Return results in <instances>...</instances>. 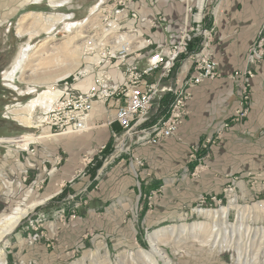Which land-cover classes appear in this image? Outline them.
<instances>
[{
    "label": "rangeland",
    "instance_id": "obj_1",
    "mask_svg": "<svg viewBox=\"0 0 264 264\" xmlns=\"http://www.w3.org/2000/svg\"><path fill=\"white\" fill-rule=\"evenodd\" d=\"M99 1L101 0H98V3H100ZM96 2L97 0H72L57 6H52L48 3V0H42L41 2H37L36 0H0V50L3 51V53L0 54V143L17 146L18 150L22 147L27 149L25 148L27 144L36 141L35 136L39 133L36 128L42 127L40 124L41 120L44 114L49 110L45 111L40 107H36L32 113L33 115H31L32 121L29 126L23 125L20 121L15 119V115L9 113V110L15 107H23L29 104L31 100L37 98L41 92L47 91V87L40 85L38 82H33L30 85L22 82L21 73H18L12 82L4 78V72L10 70L18 51L29 39L27 33L21 37L17 35L19 19L24 14L33 12L41 13L45 17H51L52 15L57 17L60 16L64 19H66V17H71V19H68L69 23L85 22L89 16L90 8ZM105 2L106 0H104V3ZM104 3L99 6L100 9H102L101 6ZM111 4L112 2L108 5ZM207 5L211 8L212 0H208ZM100 17L101 15L93 16L92 18L95 19ZM100 19V21H96L98 23H89L84 29L90 28L91 34L93 32L95 33L100 28L103 30L102 18ZM61 28L62 25H58L57 29L51 34L47 35L45 33H40L34 35L30 40L31 45L34 47L48 37H53V40L49 41V43L61 41L67 35L61 32ZM95 35L98 36V34H94V36ZM89 37L87 36V39ZM188 51V53L193 52L190 51V49ZM188 57L189 56H182L178 60L168 79L176 76L184 62H188ZM81 63L80 61V64ZM77 71L78 70H76V72ZM72 75L73 74L70 76ZM156 77L157 76H155V78ZM56 83H54L53 86ZM9 84L14 87H11ZM85 84L84 81L80 82V85ZM29 89H32L30 94H21L22 91L27 93ZM238 97L237 95V98ZM156 104H158V102L154 104L152 109L154 114L150 116V119H163L166 115L163 117V113L157 110ZM237 106H239V98ZM149 124L151 123L149 122ZM214 127L212 132L200 134V138H198V135L193 134V139L191 141L185 142L183 136L179 134L177 139H170L169 142H165L167 145L164 147L167 148V151H161V153H159V158L165 157L167 160L156 162V167L163 168L162 166L171 165L170 163L172 162L176 164V166L168 173L163 171L160 173L156 172L161 178H172L171 184L174 186L178 185L179 189L175 191L177 194H171V196L165 193V186L163 185L165 181L157 180L154 183H148V180L152 176V165L150 162H147L133 153L132 147L134 145L131 146L130 152H121L116 158H113V160H108L107 165L104 166L105 169L103 172L98 170L100 169L99 167L104 164L103 155L100 157L95 155V150L102 142V137L100 136L103 130L102 128L93 130L82 136L69 138L71 140L60 138L61 136L69 135H61L59 138L56 137L57 139L54 138L57 140L56 142L64 148V153H59L61 156V163L57 168L61 167L71 156V153H67L68 149L66 148V143L71 141L74 144L75 154L71 156V159L77 158L76 164L78 167L74 171H67V174H65L64 171L61 174L51 171L53 165V162H51V164H43L41 176H38V178L35 176L31 177L30 174H28L27 176L29 177H27L26 174H20L18 170L11 171L12 161L10 158L4 160L0 155V163H4L1 167L2 173H0V189L2 191L0 193V202L3 203V207L6 210L5 212L9 213L12 207H15L21 202L25 193L29 190L31 191L30 199L32 200L38 201L51 194H55L57 198H55L56 204L53 207L48 204V207L45 208V206H42L45 204L44 202L32 211H29L28 216L23 218L19 226L7 237V244L0 245V258L3 259L6 264L7 261L8 264H10L8 258H6L9 254L6 252L12 251L10 244L13 246L16 242H22V244L18 245L13 251H20L22 254H27L38 242H42L47 251H52L58 243L59 232L62 229H69L72 223L77 220L78 210L82 206H85V215L86 211H89V209L94 210H91L89 214H92L95 220L100 222L98 223L100 226L96 227L94 225L92 229L87 230V232L83 234L82 241L77 242L73 246H65L62 253L66 255V258L57 260L55 264H147L144 262L140 263L137 258L136 261H132V263H130V260L129 263H126L124 258L132 253L136 254L137 252L140 254L141 250L150 251L151 247L148 238L154 230L162 227H172L174 225H188L200 221L210 224V218H206L198 213L200 209L216 210L224 206L233 205V203L241 207H246L252 206L255 201H264V197H262L264 194V128L251 131L250 134H241V136L237 135L236 138L233 137L234 140L239 141L240 145L230 148L228 138L231 132V126H229V130H224L222 133L218 131V125ZM113 129L118 131L119 134L122 133L116 125L113 126ZM28 133H30V135H28ZM46 137L48 140H51L48 135ZM111 144L112 143L108 145L105 151L107 155L112 153ZM180 146L185 148L183 149L185 153L178 151ZM218 148H221L222 152L220 153L223 154L225 158L229 151L228 153L231 155L232 153L236 155L244 154L246 158H243V161H245L243 163L235 162L232 164L225 163L212 166L210 162L213 151ZM0 153H4V151ZM182 154H184V157ZM83 155L92 158V163L85 167L83 170L84 174H81L80 172H82V170L79 169L84 168V165L80 162ZM125 156L130 158L128 160L129 162L124 158ZM132 157L142 160V166H137ZM121 159L126 161V163L123 164L129 172L133 176L135 175L133 180L127 179L125 176L121 175H115L113 178L109 177L105 179L106 169ZM29 164L30 163H28V166H30ZM141 172L143 173L142 177L140 176ZM89 174L93 176L88 178ZM206 174L212 178H209V180L202 179L201 177ZM229 176L239 178L238 180L240 182L237 185L238 188L236 189L234 197L226 198L224 189L227 186V177ZM33 181L35 182L32 183ZM102 182L103 185H101ZM208 186L211 188V191H208ZM101 187L105 190V202L98 205L94 203V207L91 205L88 207L89 203L87 200L81 198L101 191ZM180 189L182 193L178 195ZM240 189H242V192H240ZM249 189L260 190L257 194L259 198L255 200L245 199L242 194L245 190ZM204 191H206V193L210 192L212 195H205ZM233 198L234 202H230ZM169 201L173 204L171 205ZM66 203H73V205L69 209H66L65 206H61L58 210L56 209L57 206ZM60 211H63V218L61 221H58L55 219V216ZM115 212H117L120 217H118L117 220L115 218L112 219L114 221H109L107 225L105 218H107L109 213ZM1 213L2 212H0V214ZM261 215L262 214L259 212H256V214H254V212L250 213L245 224L252 229L262 228L264 230V215ZM50 220L51 222L49 223H51L53 227L50 226L51 224L47 223V221ZM236 220V211L230 209L227 222L229 224H235ZM35 221H41L44 225V227L40 228L38 231L39 233L42 232L43 235L38 242L29 244L28 238L33 234L30 223ZM51 229L55 230V235L52 234ZM27 233L30 234L27 236ZM218 234L220 237L223 236L221 227L219 228ZM173 241L177 242L178 238L176 237ZM172 242L164 243L159 246V249L169 261V264H252V259L250 257H253L255 254L258 255V258L261 257L258 264H264V262H262L264 261V243L253 246V242L248 241L252 246L248 247L245 245V247H243V249L245 248L243 250V261L238 263L237 254L234 250L219 249L213 251L209 245H201L199 241L191 238V236L182 238V241H179L180 243L178 244ZM257 246L260 251H257ZM253 248L255 249V254ZM160 257L161 255H154V259L158 264H165V259H161ZM122 258L124 260L120 262ZM142 260L145 261L144 258H141L140 261Z\"/></svg>",
    "mask_w": 264,
    "mask_h": 264
},
{
    "label": "built area",
    "instance_id": "obj_2",
    "mask_svg": "<svg viewBox=\"0 0 264 264\" xmlns=\"http://www.w3.org/2000/svg\"><path fill=\"white\" fill-rule=\"evenodd\" d=\"M182 1L184 17L177 32V41L169 44L164 39L153 49L155 43L141 27L150 33L163 26V18L159 15L150 18L140 16L129 7L132 0H106L100 14L104 34L94 45H88L79 70L52 87L56 97L40 123L52 130L48 135L51 140L61 135L87 134L99 127L109 128L112 143L109 157L113 159L121 152H130L132 145L158 147L178 138L181 126L190 114L192 91L206 81L223 77L212 54L213 30L202 27L208 0H202L201 4L200 0ZM196 38L200 40L197 50L188 53ZM182 56H189L188 62H184L171 83H163ZM246 63L245 69L235 70L226 76L239 88V106L231 119L232 124H239L250 110L251 81L255 77L253 68L264 64V20L256 40L248 47ZM154 75H157L156 79ZM81 81L86 84L80 85ZM164 96L170 97L166 116L149 124L154 104ZM101 108L104 119L98 118ZM92 117L93 122H90ZM114 125L122 131L121 134L113 129ZM229 126V122L221 123L218 131H227ZM30 145L25 147L27 149H19L34 154L35 150ZM107 147L99 146L95 155L102 156ZM60 157H54L51 171L56 172ZM132 159L137 166H142V160ZM80 162L84 168L79 170L84 174L83 170L92 163V158L83 155ZM227 178L224 195L226 198L234 197L239 178ZM230 202H234V198ZM255 204L264 215V201H255ZM62 218L63 211H60L55 219L61 221ZM50 226L53 227L52 224ZM42 227L41 221L30 223L33 234L28 238L29 244L42 237L43 233L38 232ZM51 231L55 235V230Z\"/></svg>",
    "mask_w": 264,
    "mask_h": 264
},
{
    "label": "crops",
    "instance_id": "obj_3",
    "mask_svg": "<svg viewBox=\"0 0 264 264\" xmlns=\"http://www.w3.org/2000/svg\"><path fill=\"white\" fill-rule=\"evenodd\" d=\"M129 7L140 16L150 18L155 15H159L163 18V26L161 28L157 27L154 30H151L150 33L146 31L144 26L141 27L145 34L151 37L155 43L153 49H156L160 44H162L164 39H167L169 44H174L177 41V32L183 23L184 17L185 6L182 0H132ZM263 20L264 0H212L211 8H205L202 27L213 30V41L211 44L212 54L214 60L218 63L219 70L223 77L222 79L206 81L192 91L193 97L189 106L190 114L179 131L185 142L191 141L193 139V134L198 135V138H200V134L212 132L215 125L219 126L222 122H229L231 132L229 134L228 144L230 148H233L240 145L239 141L234 140L233 137L236 138L237 135L241 136V134H250L251 131L264 128V64L257 65L253 68L255 78L252 81V86L250 88V112L248 117L239 124H232L230 120L238 107V87L236 83L230 82L226 78V76L233 71L243 70L247 67L246 58L248 47L256 40ZM198 45L193 43L192 50H197ZM2 53L3 51L0 50V54ZM129 61H132V59L130 58ZM155 76L157 75H154V79H156ZM172 79L173 78L163 80V83H171ZM156 107L157 110H159L160 102L156 104ZM153 114L154 111L150 114V116ZM165 115H163V117ZM98 118H105L103 108H101V111L98 112ZM159 120H161V118L157 120L150 119V123L152 124ZM90 122H93V117ZM36 129L37 132L39 131L38 135L35 136L36 141L34 143H30L32 144L30 145V148L35 150L34 154L21 152L20 149L18 150L17 146L0 144V152L4 151V153H0V155L4 158V160L10 158L12 161V163L10 162L12 164L11 171L18 170L22 175L26 174L27 176L30 174L31 177L35 176L38 178V176H41L43 164H51V162H54V157L60 156L59 153H64V148L56 142L57 140L47 139L46 136L52 132L50 128L37 127ZM102 129L100 133V136L102 137L100 146L110 145V129L105 127ZM28 135H30V133H28ZM77 136L82 135L61 136L60 138L69 139ZM169 141L170 140L167 142ZM166 143L158 147L134 145L132 147V151L136 156L150 162L152 165V176L148 180V183H154L157 180H162L163 182L165 181L163 183L165 186V193L171 196V194H177L175 191L179 189L178 185L174 186L171 184L172 178L170 177L168 179L165 177L161 178L157 172L160 173L163 171L168 173L173 170L176 164L172 162L170 163L171 165L162 166L163 168L156 167V162L167 160L165 157L159 158V153H161V151H167V148H165L167 145ZM73 145L74 144L71 141L66 143V148L68 149L67 153H71V156H74L75 154ZM183 149L185 148L180 146L178 151L185 153ZM220 152H222L221 148L213 151V156L210 162L212 166H218L225 163L232 164L235 162L243 163L245 161H243V158H246L244 154L236 155L232 153L231 155L228 153L229 151L227 152L225 158V156ZM71 156L68 158L69 160L62 164L61 167L57 168L56 172L58 174L63 173V171L67 174V171H74L78 167L76 164L77 158L72 160ZM109 156L110 154L107 155L106 152L103 153L104 164L99 167L100 169L98 170L103 172L105 169L104 166L107 165L108 160H113ZM182 156L184 157V154H182ZM124 158H126L127 161L130 159L128 156H125ZM28 163L32 164L33 167L28 166ZM123 163L125 164L126 161L121 159L114 165L107 168L105 171V179H108L109 177L113 178L115 175H121L125 176L127 179L133 180L135 175L133 176ZM2 165H4V163L0 165V173H2ZM92 176L89 174L88 178ZM140 176H143L142 172L140 173ZM201 178L209 180V178L211 179L212 177L206 174ZM34 182L35 181L32 183ZM101 185H103V182ZM210 189L211 188L208 186V191H211ZM104 191V188L102 189L101 187V191L92 193L88 196H83L81 199L87 200L89 203L88 207L90 205L94 207V203L98 205L105 202L104 196L106 194ZM259 191L256 189L245 190L242 196H244L247 200H255L259 198L257 195ZM204 192L205 195H212L210 192ZM240 192H242V189H240ZM181 193L180 189V193L178 195H181ZM55 196V194H51L46 196L44 199H41L45 202L42 206L47 208L48 204H50L53 207L56 204L55 200L57 199ZM262 197H264V194ZM169 203L171 205L173 204L170 201ZM72 205L73 203L61 204L60 206H57L56 209H60L61 206H65L66 209H69ZM84 210H86V207L82 206L78 210L77 220L72 223L71 227L69 229H62L59 232L58 243L52 251H47L42 242H38L27 254H22L20 251H13V249L18 247L16 242L13 246L10 244L13 252H6L9 256L5 257L8 258L10 264H55L57 260L66 258V255L62 253L65 246L75 245L77 242L82 241L83 234L87 232V230L92 229V226H100V224H98L100 222L95 220L92 214H89L92 209L86 211V215ZM5 211L3 203L0 202V212ZM118 217L120 216L117 212L109 213L107 218H105L106 224L108 225L109 221L114 218L117 220ZM49 222H51V220L47 221V223ZM29 234L27 233V236Z\"/></svg>",
    "mask_w": 264,
    "mask_h": 264
},
{
    "label": "bare ground",
    "instance_id": "obj_4",
    "mask_svg": "<svg viewBox=\"0 0 264 264\" xmlns=\"http://www.w3.org/2000/svg\"><path fill=\"white\" fill-rule=\"evenodd\" d=\"M36 1L41 2L42 0ZM69 1L72 0H48V3L52 6H57ZM99 2L100 3H98L97 0V2L90 8L89 16L85 22L69 23L68 19H71V17H66V19L54 15L51 17H45L41 13L33 12L26 13L19 19L17 35L21 37L27 33L29 39L18 51L10 70L4 72V78L12 82L15 79V76L18 73H21L22 78H20L22 82L28 85L33 82H38L40 85L47 87V91L41 92L38 97L31 100L29 104L9 110V113L15 115V119L20 121L23 125L29 126L31 124V115H33L32 113L36 107H40L45 111L51 107L56 97V94L52 89L53 84L59 80L68 78V76L74 74L76 70H79L81 66L80 61L84 51L88 48V45H94L97 38L104 34V27H102L103 30L100 28L101 30L99 29L92 34L90 33V28L86 30L84 29L89 23L94 24L96 21L101 20L100 18H92L93 16H99L101 14L102 9H100L99 6L104 3V0ZM201 2L202 0L199 1L200 4ZM58 25H62L61 32L67 34L61 41L49 43V41L53 40V37H48L34 47L31 45L30 40L34 35L40 33H45L47 35L51 34L57 29ZM94 34H98V36L95 35V37ZM87 36L90 37L87 39ZM9 85L14 87L11 84ZM31 91L32 89H29L27 93L22 91L21 94L28 95ZM100 128L104 127H99L98 129ZM1 192L0 189V193ZM30 196L31 191L29 190L25 193L22 201L15 207H12L9 213L2 212L0 214V245L7 244V237L13 233L22 219L28 216L29 211H32L34 208L44 203V200H32L30 199ZM230 209L236 211L237 220L235 224H229L227 222ZM253 212L254 214H256V212L261 213L257 204L241 207L233 203V205L224 206L216 210L200 209L198 210V213L206 218H210V224L200 221L188 225L181 224L180 226L174 225L172 227L156 229L148 238L151 250H141L140 254L137 252L136 254L132 253L124 258L125 262L129 263L130 260V263H132V261H136L137 258L140 263L158 264L154 259V255H161L160 258L165 259L164 263L169 264V261L163 255L159 246L164 243L172 242L176 237L178 238V241H173L172 243L178 244L180 243L179 241H182V238L187 236H191V238L199 241L201 245H209L213 251L219 249L234 250L237 254V262H242L244 256L243 250L245 249H243V247H245V245L248 247L252 246L248 241L253 242V246L264 243V230L262 228L252 229L245 224L246 219L248 220L247 217ZM220 227L223 232L222 237L218 234ZM20 244H22V242L17 243V245ZM254 248L253 251L255 250ZM257 251H260L258 250V246ZM141 258H144L145 261H140ZM250 258L252 259V264H258L261 257L258 258V255L255 254ZM124 259L122 258L120 262H123ZM0 264L6 263L0 258Z\"/></svg>",
    "mask_w": 264,
    "mask_h": 264
},
{
    "label": "trees",
    "instance_id": "obj_5",
    "mask_svg": "<svg viewBox=\"0 0 264 264\" xmlns=\"http://www.w3.org/2000/svg\"><path fill=\"white\" fill-rule=\"evenodd\" d=\"M200 42V40L199 39H194V41L192 42V44L190 45V47H189V49H190V51H194V50H192V45H193V43H195V44H197L198 45V43ZM169 101H170V97H168V96H164L162 99H161V101H160V107H159V112L160 113H163V115H165L166 114V112H167V109H168V105H169ZM109 154V153H108Z\"/></svg>",
    "mask_w": 264,
    "mask_h": 264
},
{
    "label": "water",
    "instance_id": "obj_6",
    "mask_svg": "<svg viewBox=\"0 0 264 264\" xmlns=\"http://www.w3.org/2000/svg\"><path fill=\"white\" fill-rule=\"evenodd\" d=\"M18 226H19V225H18ZM18 226H17V227H18ZM17 227H16V228H17Z\"/></svg>",
    "mask_w": 264,
    "mask_h": 264
}]
</instances>
